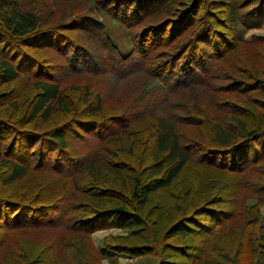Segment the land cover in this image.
I'll list each match as a JSON object with an SVG mask.
<instances>
[{"label": "trees", "instance_id": "trees-1", "mask_svg": "<svg viewBox=\"0 0 264 264\" xmlns=\"http://www.w3.org/2000/svg\"><path fill=\"white\" fill-rule=\"evenodd\" d=\"M263 28L264 0H0V264H264Z\"/></svg>", "mask_w": 264, "mask_h": 264}, {"label": "rangeland", "instance_id": "rangeland-1", "mask_svg": "<svg viewBox=\"0 0 264 264\" xmlns=\"http://www.w3.org/2000/svg\"><path fill=\"white\" fill-rule=\"evenodd\" d=\"M56 3L58 4V2H56ZM130 27L131 28L129 30H127V34L132 35V36L135 33L139 32V29L142 28L140 26H134V25L130 26ZM263 32H264V28L258 30V33H263ZM119 33L121 36V40H124L125 36H123V35H125V34L124 33L121 34L122 33L121 30L119 31ZM60 46H61V44L56 46L57 48H55L53 51L49 50V48L47 49V47H46V52H48V54L50 56H52V58H55V61H57V63H58V64L56 63V66H54V69H55L54 72L59 74V75H62L69 68L66 66L68 63V61H67L68 56H65V57L62 56L63 51H60L58 49ZM121 46L124 48L123 45H121ZM67 51L68 50H66V53H67ZM93 51H95V50H93ZM59 52H61V53L59 54ZM32 69H34V68L32 67ZM43 72H44V70H43ZM112 79H113V76H110L108 78L102 77L101 79L98 78V80H97V78H94V79L91 78V83L95 84V87H97L101 90L103 98L106 102H110L114 105H121L120 102L122 101V97L120 96V93L127 90L129 85L114 82ZM133 82H134V80L131 81V83H133ZM253 201H254V199L248 198L247 200L244 201V204H245V206H249L250 203ZM259 211L264 212V204L259 206ZM209 214H211V213H209ZM217 214H215V215H217ZM203 217L205 218V220L203 219V221H208L210 216L208 214H205ZM124 232H125V230L119 229V228L99 229V230L92 232L91 239H92L94 245L100 249L101 248V245H100L101 242L100 241H101V238L103 236L109 235V234L110 235H116V234H120V233H124ZM179 259L180 258H178V260ZM156 262H157V256L154 254H151V253L142 254V255H138V256H130L127 254L113 253L111 256H105L101 260V264H155Z\"/></svg>", "mask_w": 264, "mask_h": 264}]
</instances>
